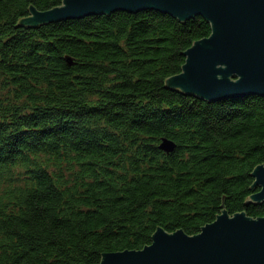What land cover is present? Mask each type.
Listing matches in <instances>:
<instances>
[{
  "label": "trees",
  "instance_id": "16d2710c",
  "mask_svg": "<svg viewBox=\"0 0 264 264\" xmlns=\"http://www.w3.org/2000/svg\"><path fill=\"white\" fill-rule=\"evenodd\" d=\"M62 2L0 0V264H98L159 227L263 216L249 199L264 96L211 101L166 83L211 23L154 9L22 23Z\"/></svg>",
  "mask_w": 264,
  "mask_h": 264
},
{
  "label": "water",
  "instance_id": "95a60500",
  "mask_svg": "<svg viewBox=\"0 0 264 264\" xmlns=\"http://www.w3.org/2000/svg\"><path fill=\"white\" fill-rule=\"evenodd\" d=\"M148 9L180 20L201 15L212 25L209 36L196 40L184 52L186 62L180 73L167 78L169 87L211 101L264 96V0H63L47 10L32 8L22 23ZM175 146L171 138H161L159 147L164 151L169 153ZM252 175L253 185L260 189L249 201H264V163L257 165ZM98 264H264V215L230 214L223 209L196 234L159 227L150 244L103 253Z\"/></svg>",
  "mask_w": 264,
  "mask_h": 264
},
{
  "label": "rangeland",
  "instance_id": "374dc122",
  "mask_svg": "<svg viewBox=\"0 0 264 264\" xmlns=\"http://www.w3.org/2000/svg\"><path fill=\"white\" fill-rule=\"evenodd\" d=\"M23 21L25 20V19H22Z\"/></svg>",
  "mask_w": 264,
  "mask_h": 264
}]
</instances>
